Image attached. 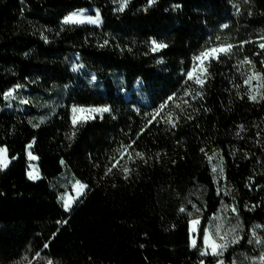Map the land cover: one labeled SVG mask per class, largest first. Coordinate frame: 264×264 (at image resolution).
<instances>
[{"label": "trees", "instance_id": "1", "mask_svg": "<svg viewBox=\"0 0 264 264\" xmlns=\"http://www.w3.org/2000/svg\"><path fill=\"white\" fill-rule=\"evenodd\" d=\"M119 6V0H0V147L10 160L0 170V264H229L237 252L257 255L249 240L256 224L264 227V87L253 101L244 81L252 73L264 80V0ZM89 7L100 12L102 25L63 22ZM153 41L167 47L153 51ZM221 44L233 48L205 62L203 86L188 79L194 57ZM72 54L102 80L103 92L73 70ZM115 73L127 88L140 81L149 104L126 99ZM55 86L67 88L66 103L39 124L7 110L10 89L40 96ZM73 105L109 111L73 126ZM29 145L39 180L28 176ZM216 158L222 190L212 172ZM64 172L92 189L72 213L59 199ZM222 201L236 209L243 237L222 256H202L204 229ZM195 217L202 221L194 248Z\"/></svg>", "mask_w": 264, "mask_h": 264}, {"label": "rangeland", "instance_id": "2", "mask_svg": "<svg viewBox=\"0 0 264 264\" xmlns=\"http://www.w3.org/2000/svg\"><path fill=\"white\" fill-rule=\"evenodd\" d=\"M76 13L78 14L82 19L85 20L83 22L84 24H91V25H102V17L101 14L98 10L94 8H83L81 10H76L69 15ZM97 13L99 14V22L98 23H91L88 22L86 18L91 17L93 19L96 18ZM68 15V16H69ZM64 22V20H63ZM83 23H74V24H83ZM72 68L75 70V72L78 74V76L86 81L88 85H90L93 89L97 90L98 92H103L105 90L104 84L102 80L96 76V74L84 66V64L81 61V57L77 54H72ZM114 77V82L117 84V87L119 88L120 92L123 94V96L128 99L132 100L134 102V106L137 107L138 105H146L149 104V98L147 96V93L143 91L142 88V83L140 81L135 82L134 86L131 88H127L124 78L121 73H115ZM252 86V94H254L256 91L260 92V87L258 86V81L253 80L251 82ZM9 92L12 93L11 97H6V102H7V110L10 112H14L23 116H26L33 124H39L40 122L46 120L48 117H50L52 114L55 113V111L65 105L66 103V97H67V88L65 86H55L48 94L46 95H40V96H34L31 93V90L28 88H20V87H15L9 90ZM258 96V95H257ZM27 101V103H25ZM108 108V106H78V105H73L71 106V116L73 117V108ZM104 113V112H103ZM102 113H93L92 116L95 118L96 116L101 115ZM77 115H86V114H77ZM93 119V118H92ZM29 152L35 157H37L33 153V147L28 148L27 151V156H28V161H29V172H32L33 175L38 176V179L34 180H39L41 179V173L38 165V158L33 160L29 158ZM217 166V171L212 172L214 173V178L216 183L219 185V188L225 189L224 188V182H225V174L222 172L220 173V168L223 169L222 167V162L220 159L216 158L213 162V166ZM212 166V169H213ZM29 176V175H28ZM60 178L58 179L62 190L59 191V199L60 202L62 203V206L64 207L63 200L61 199L62 197L68 198L72 197L74 198V202L72 203L71 209L68 210L69 213H72L74 209L82 202L85 200V198L88 196V194L91 192V188L87 186V188L82 189V195H78L76 191V182L78 181L74 176H71L70 173L64 172L59 176ZM80 182V181H79ZM81 183V182H80ZM83 184V183H82ZM85 185V184H84ZM233 207L230 206L228 203L222 201V206L219 209L218 212L210 216V222L207 226L206 229H209L213 235H215V232L217 230V226H220V234L224 235L225 232H228L227 239L229 241V245L226 249L223 250V255L226 254V252L231 249L236 243H231V240L234 236H238L241 240L243 237V226L241 223L240 218L237 217L236 211H232ZM195 219H199L200 223L197 225V231L195 233H191V239L195 238L197 245H198V230L199 226L201 224V217H195ZM64 224V223H63ZM62 224V225H63ZM259 226V227H258ZM235 228V232H232L231 229ZM253 231H255L256 235L259 236L261 239H264V227L262 225L256 224L254 228L252 229L251 233V240L253 241V244L255 247L258 248V253L257 255H252L250 253L241 251L237 252L232 256V261L229 264H260V261L258 259H253L255 257H259L261 252H264V244L257 245L255 243V240L253 238ZM217 242L219 243V238L216 237ZM238 241V242H239ZM195 248V247H194ZM45 249L42 248L39 252V254L32 259L34 261L40 254L43 252ZM204 249V245L202 247ZM204 256H213L210 254L204 255Z\"/></svg>", "mask_w": 264, "mask_h": 264}, {"label": "snow or ice", "instance_id": "3", "mask_svg": "<svg viewBox=\"0 0 264 264\" xmlns=\"http://www.w3.org/2000/svg\"><path fill=\"white\" fill-rule=\"evenodd\" d=\"M129 2V0H119L120 6L117 9V11H123L124 8L127 6V3ZM156 0H148L149 5L155 3ZM88 20V22L91 23H98L99 22V14L97 13V16L95 19L88 17L86 18ZM85 22L84 19H82L78 14L73 13L67 17H65L64 19V23L65 24H69V23H83ZM223 27H227V25H224ZM261 40L264 41V37H261ZM153 43V51H157L159 49L165 48L167 47V45L165 44H157L155 41L152 42ZM243 43H247V41L242 42ZM242 46V45H241ZM260 48L264 49V42L260 43ZM233 48V45L231 44H221L212 48H208L205 49L204 51H202L199 55H197L196 57H194V60L197 61L198 63L195 64L193 66V68L187 73L188 79L190 80H194V82L198 85H200L201 87L204 84V79L202 78L204 73H206L207 69L205 67V62L208 61L209 59H218L220 54H229L231 52ZM242 63H248L250 64L251 62L248 61L247 59H245L244 61H242ZM253 80H257L258 81V86L259 87H264V80H262V78L260 77V74L258 73H252L250 74L244 81V83L246 85L250 86V91H253L252 86H251V82ZM186 95H191L190 92H186ZM196 95H200V93H197ZM257 95H259V92L256 91L254 94H251L249 96V99L255 101L257 99ZM6 97H11L12 93L8 92L5 93ZM261 99H264V95L260 96ZM171 99V97L169 98ZM25 103H27V101H25ZM185 103H187V101H185ZM73 117H72V123L73 126H75L77 123L79 122H84L88 119H92L94 118L92 116L93 113H103V112H108L109 109L108 108H73ZM77 114H86V115H77ZM156 115H160V112L158 111L156 113ZM153 119H155V116L153 117ZM166 122L171 124L173 127L176 126L175 121L172 119L171 115H169L166 118ZM149 123H151V121H149ZM241 130H243V126H241ZM143 131V130H142ZM75 133H73L74 135ZM134 143V142H133ZM29 148H31V145L28 146ZM131 145H127L124 146V153H127V149L130 148ZM201 151H203V149H201ZM136 157H139L141 159H143V153L140 152H136L135 153ZM215 153H213L212 156H208V160L211 163L212 160L215 158ZM29 158L30 159H37V157L33 156L31 154V152H29ZM124 158L123 153L121 154L120 159L122 160ZM128 158L131 159L132 156L130 153H128ZM12 159H15V157H13ZM10 163V160L8 158L7 155V149L5 147H0V170H3L5 168H7L8 164ZM119 165V161H117L116 163H114L112 165V167H110L108 169V172L112 171V168H115ZM213 172L217 171V166H213ZM125 173H127L129 170L127 168L124 169ZM223 169L220 168V173L222 174ZM107 174V173H106ZM29 178L30 179H38L39 177L36 175H33L32 172H29ZM87 188V185H84L82 183H80L79 181L76 182V191L78 193V195H82V189ZM63 200L64 203V208L66 211L71 209L72 203L74 202V198L72 197H68V198H61ZM181 211H184V209L182 208ZM197 211H199V209H197ZM233 212L236 211L235 208L232 209ZM200 221L199 219H193L190 221V235L191 233H195L197 231V225H199ZM259 227V226H258ZM220 226H217V230L215 232V235H213V233L209 230V229H204V236H203V243H204V249L201 250V255H208L209 251L210 254L213 256H222L223 255V250L226 249L229 245V241L227 239L228 236V232H225L224 235L220 234ZM232 232H235V228L231 229ZM253 238L255 240V243L257 245L260 244H264V239H261L259 236L256 235L255 231H253L252 233ZM216 237L219 238V243L217 242ZM239 237L238 236H234L231 240V243H237L239 241ZM252 240H249V243H252ZM45 247H47V245H45ZM191 247H197V242L195 238L191 239ZM253 259H258L260 261V264H264V252H261L259 257H255ZM48 264H52V261H49ZM217 264H224L223 260H218ZM233 264H235V262H233Z\"/></svg>", "mask_w": 264, "mask_h": 264}]
</instances>
